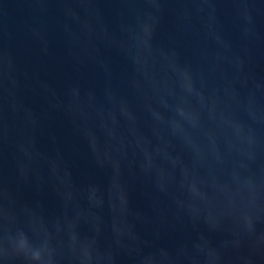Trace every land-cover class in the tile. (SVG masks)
<instances>
[{
	"label": "water",
	"instance_id": "water-1",
	"mask_svg": "<svg viewBox=\"0 0 264 264\" xmlns=\"http://www.w3.org/2000/svg\"><path fill=\"white\" fill-rule=\"evenodd\" d=\"M0 264H264V0H0Z\"/></svg>",
	"mask_w": 264,
	"mask_h": 264
},
{
	"label": "clouds",
	"instance_id": "clouds-1",
	"mask_svg": "<svg viewBox=\"0 0 264 264\" xmlns=\"http://www.w3.org/2000/svg\"><path fill=\"white\" fill-rule=\"evenodd\" d=\"M17 246L21 251H24L27 255L29 252L31 254V259L35 261H40L42 258V253L40 249H32L28 238L25 234L21 233L20 238L17 242Z\"/></svg>",
	"mask_w": 264,
	"mask_h": 264
}]
</instances>
